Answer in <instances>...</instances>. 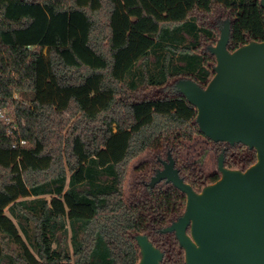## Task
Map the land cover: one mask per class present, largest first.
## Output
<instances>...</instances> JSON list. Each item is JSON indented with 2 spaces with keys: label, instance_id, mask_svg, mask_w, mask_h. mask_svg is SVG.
<instances>
[{
  "label": "trees",
  "instance_id": "1",
  "mask_svg": "<svg viewBox=\"0 0 264 264\" xmlns=\"http://www.w3.org/2000/svg\"><path fill=\"white\" fill-rule=\"evenodd\" d=\"M222 17L230 51L264 41L260 0H0V109L27 140L13 148L0 118V264H137L139 234L162 264H185L175 234L161 232L186 206L154 180L164 165L138 166L151 173L143 200L126 203L122 185L127 161L163 143L197 191L220 179L177 164L201 131L175 84L211 80ZM213 143L228 168L257 160L241 143Z\"/></svg>",
  "mask_w": 264,
  "mask_h": 264
},
{
  "label": "water",
  "instance_id": "2",
  "mask_svg": "<svg viewBox=\"0 0 264 264\" xmlns=\"http://www.w3.org/2000/svg\"><path fill=\"white\" fill-rule=\"evenodd\" d=\"M264 8V0H260ZM231 23L209 47L214 75L201 86L192 78L175 84L197 110L201 133L211 141L241 143L256 151L246 170L218 163L220 179L197 191L184 181L169 153L154 180L166 178L186 195L184 212L161 229L173 232L184 249L185 264H264V41L228 48ZM137 264H162L164 253L145 234L136 236Z\"/></svg>",
  "mask_w": 264,
  "mask_h": 264
},
{
  "label": "rangeland",
  "instance_id": "3",
  "mask_svg": "<svg viewBox=\"0 0 264 264\" xmlns=\"http://www.w3.org/2000/svg\"><path fill=\"white\" fill-rule=\"evenodd\" d=\"M208 17L212 21H218L216 18L217 16L214 13ZM225 20L226 17H222L219 20V32L215 44L220 37L221 29ZM72 121L63 130V133H66ZM167 149L168 148L166 145H164V143L160 147H149L136 157H133L127 161L125 167L126 173L122 185L123 198L126 203L131 204L133 202L143 200L146 197L147 190L145 185L142 183V175L144 173H147L148 175L151 174L147 171L152 162H161L163 164V162L168 161L169 153ZM176 159L177 164L178 162L182 163L195 175H208L218 172V163L221 157L219 152H217L213 141L201 133H196L191 140H183L181 142ZM142 164H147V171L145 169L140 170L138 168V166Z\"/></svg>",
  "mask_w": 264,
  "mask_h": 264
},
{
  "label": "built area",
  "instance_id": "4",
  "mask_svg": "<svg viewBox=\"0 0 264 264\" xmlns=\"http://www.w3.org/2000/svg\"><path fill=\"white\" fill-rule=\"evenodd\" d=\"M18 95L15 94L14 98H16ZM0 118H2L7 126V135L12 140V147L18 148V147H24L27 145V140L22 138L20 136L17 120L16 117H14L7 109H0ZM23 126L25 125L24 122H22Z\"/></svg>",
  "mask_w": 264,
  "mask_h": 264
},
{
  "label": "flooded vegetation",
  "instance_id": "5",
  "mask_svg": "<svg viewBox=\"0 0 264 264\" xmlns=\"http://www.w3.org/2000/svg\"><path fill=\"white\" fill-rule=\"evenodd\" d=\"M175 167H176V163H175ZM177 168V167H176ZM219 172V171H218Z\"/></svg>",
  "mask_w": 264,
  "mask_h": 264
}]
</instances>
